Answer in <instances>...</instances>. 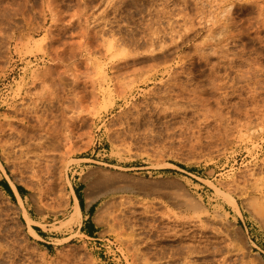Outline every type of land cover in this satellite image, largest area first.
<instances>
[{
    "label": "rangeland",
    "instance_id": "rangeland-1",
    "mask_svg": "<svg viewBox=\"0 0 264 264\" xmlns=\"http://www.w3.org/2000/svg\"><path fill=\"white\" fill-rule=\"evenodd\" d=\"M0 264H264V0H0Z\"/></svg>",
    "mask_w": 264,
    "mask_h": 264
},
{
    "label": "bare ground",
    "instance_id": "bare-ground-1",
    "mask_svg": "<svg viewBox=\"0 0 264 264\" xmlns=\"http://www.w3.org/2000/svg\"><path fill=\"white\" fill-rule=\"evenodd\" d=\"M52 75L53 74H51V76L49 75L50 78L52 77ZM41 78H43V76ZM44 81H46V80H44ZM58 98L59 97L53 96V93H50V92L49 93L48 92L47 93H41L37 96L38 103L35 102L32 105V107L28 106L23 110L21 109L22 115L24 116L21 119L22 128L16 129L17 127L13 128L12 126L10 128V132H11V136H12V140H11L10 144H11L12 152H13L14 156L16 155L15 158L17 157L18 161L21 159H24V163L27 164L28 161L30 160L29 157H31V154H33V157H34V154H36L35 153L36 151L39 150V151L44 152L45 150L46 151L49 150V148L57 149L59 147V145L61 144V141L64 139L63 136L67 134V132H65L67 129L62 128V127L59 128L60 126L57 125L58 123H56V120L52 121V119L54 118V115L52 116L53 112L51 111V113L48 115L46 113L47 110L45 108L43 109V106L46 103H47V105H49V104L54 103L55 101L59 102L60 100ZM64 103L65 102H63V104ZM67 106H69V105H67ZM65 110H66V108H65ZM61 116H63V115H61ZM9 124H11V123H9ZM65 138L67 140L68 136L66 135ZM12 152H10V154ZM36 155L39 158L43 156V154L39 155L38 153ZM22 162L23 161H21V163ZM21 163L19 162V164H21ZM28 165H29V163H28ZM12 185L15 188L18 196L22 199L21 195L18 192L17 186L14 183H12ZM93 195H95V194L92 193L90 196H93ZM235 205H236V208L239 210V206H238L237 202H235ZM103 207H105V206H103ZM103 207L99 208V214L102 213ZM78 212L80 215L82 214L79 207H78Z\"/></svg>",
    "mask_w": 264,
    "mask_h": 264
},
{
    "label": "crops",
    "instance_id": "crops-1",
    "mask_svg": "<svg viewBox=\"0 0 264 264\" xmlns=\"http://www.w3.org/2000/svg\"><path fill=\"white\" fill-rule=\"evenodd\" d=\"M7 182L9 184L14 196H17L18 194H17L15 188L11 185V183L9 181H7ZM5 191L8 192L7 190H5ZM18 192L22 197V194L19 191V189H18ZM76 199L78 200L79 208L81 210L82 219H83L82 224L79 225L78 231H80L83 235H85L89 238H93V236L98 234V228H99V226L97 225V223L95 222V219H94V215L96 213V210H95L96 204L94 202H90L87 197L81 196L80 193H76ZM27 213H28L29 217L33 221H35L33 219L32 214L29 211ZM33 229L35 230V232L40 237H42V235L39 233L38 229H36L34 226H33Z\"/></svg>",
    "mask_w": 264,
    "mask_h": 264
},
{
    "label": "trees",
    "instance_id": "trees-1",
    "mask_svg": "<svg viewBox=\"0 0 264 264\" xmlns=\"http://www.w3.org/2000/svg\"><path fill=\"white\" fill-rule=\"evenodd\" d=\"M8 192H9V194H13V192H12V190H11V188H10V186H9V184H8V182H7V180H4L3 182H2V184H1ZM17 188L19 189V191L21 192L22 191V187L21 186H17ZM13 196H14V194H13Z\"/></svg>",
    "mask_w": 264,
    "mask_h": 264
}]
</instances>
